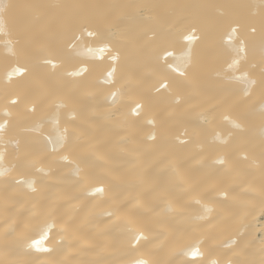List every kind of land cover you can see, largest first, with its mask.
<instances>
[{
	"label": "bare ground",
	"instance_id": "obj_1",
	"mask_svg": "<svg viewBox=\"0 0 264 264\" xmlns=\"http://www.w3.org/2000/svg\"><path fill=\"white\" fill-rule=\"evenodd\" d=\"M0 125V264H264V0H0Z\"/></svg>",
	"mask_w": 264,
	"mask_h": 264
},
{
	"label": "snow or ice",
	"instance_id": "obj_2",
	"mask_svg": "<svg viewBox=\"0 0 264 264\" xmlns=\"http://www.w3.org/2000/svg\"><path fill=\"white\" fill-rule=\"evenodd\" d=\"M89 34L91 35V33H89ZM15 71H16V72H21V71H23V70L17 68V69H15ZM183 74H184V73L181 72V75H183ZM109 75H111V73H109ZM137 107H139V106H137ZM0 127H3V126L0 125ZM97 191H100V189H97ZM50 227H51V225H46L45 228L42 229V232H43V236H42V238H46V237H47V234H48L47 229L50 228ZM137 239H139V237H137ZM39 243H40V241H33V244H34V245H38ZM43 250H44V251H48V249H43ZM196 254H197L196 252H193V253H192L193 256H195ZM134 264H147V261H145V260H143V259H138V260H136V261L134 262Z\"/></svg>",
	"mask_w": 264,
	"mask_h": 264
}]
</instances>
